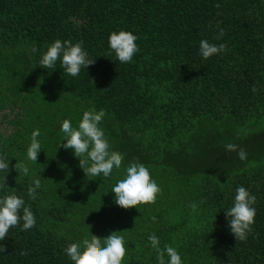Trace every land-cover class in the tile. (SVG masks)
<instances>
[{"label": "trees", "instance_id": "16d2710c", "mask_svg": "<svg viewBox=\"0 0 264 264\" xmlns=\"http://www.w3.org/2000/svg\"><path fill=\"white\" fill-rule=\"evenodd\" d=\"M119 29L138 37L132 63L109 52L108 35ZM56 38L82 41L94 62L76 77L59 61L41 67L42 46ZM201 39L225 50L204 60ZM92 107L104 109L110 150L124 156L108 180L87 177L62 147L59 122L76 126ZM261 120L262 0H0V154L10 158L3 187L24 195L36 217L29 230L9 229L0 264H72L62 252L68 243L113 231L126 241L122 264H156L149 233L175 247L183 264H264V126L244 131ZM34 129L37 162L26 158ZM229 142L246 159L227 151ZM133 160L149 168L160 191L152 203L124 208L111 186ZM33 176L41 180L35 200L27 196ZM238 185L256 196L244 241L231 233L224 208Z\"/></svg>", "mask_w": 264, "mask_h": 264}, {"label": "clouds", "instance_id": "9594fccd", "mask_svg": "<svg viewBox=\"0 0 264 264\" xmlns=\"http://www.w3.org/2000/svg\"><path fill=\"white\" fill-rule=\"evenodd\" d=\"M223 34L224 29L219 28L215 39L220 40ZM107 39L110 54L114 55V60L122 64L132 63L140 52L138 37L130 30L110 31ZM225 47L223 42L217 44L208 39H201L198 53L202 59L206 60L212 55L223 53ZM42 49L37 64L53 70L59 61V67L67 76L76 77L82 68H87L94 62V58L90 57L83 47L82 41L73 42L69 39L56 38L47 43L46 47L42 46ZM30 51L32 53L38 51L35 43ZM256 90L253 86L252 91ZM104 117V109L87 108L83 110L76 126H73L70 119L64 118L59 122V130L63 134L62 147L71 149L73 155L79 158V165L86 176L102 177L108 180L113 176L114 171L121 167L124 156L123 153L110 150L108 139L100 126ZM38 135L39 129H34L30 143L26 146V158L29 161L37 162L38 153L42 149L37 139ZM224 148L227 151H235L240 160L247 157L245 149L238 148L234 143H226ZM9 161L8 156L0 154V173L4 174L3 184H0V241L5 239L11 227L19 225L21 230H29L36 224V217L30 205L26 203L24 195L14 191L9 192L3 187L7 185L5 177L9 171ZM13 167L17 169V162ZM20 170L26 176L30 171L23 164L20 165ZM40 187V178L33 176L31 184L27 187V196L35 200L38 194L37 189ZM159 191L158 184L150 176L149 168L136 160L129 162L124 169L123 178L116 180L111 186L115 204L124 208L152 203ZM255 202L256 196L245 186L238 185L234 190L230 206L224 207L227 225L236 240L244 241L251 234L256 213ZM147 243L151 249L155 250L156 264H183L179 251L167 244L161 247L160 239L155 233L147 235ZM125 244V238L120 231H113L103 238L91 234L79 242L68 243L62 252L72 264H122L126 254ZM0 252H4L2 245H0Z\"/></svg>", "mask_w": 264, "mask_h": 264}, {"label": "rangeland", "instance_id": "374dc122", "mask_svg": "<svg viewBox=\"0 0 264 264\" xmlns=\"http://www.w3.org/2000/svg\"><path fill=\"white\" fill-rule=\"evenodd\" d=\"M264 126V121L261 120L259 123H255V124H252V122L250 123V125L248 127H246V129L244 130L245 132L247 131H253V130H257V129H260ZM242 128H240L241 130ZM242 131V132H244Z\"/></svg>", "mask_w": 264, "mask_h": 264}]
</instances>
